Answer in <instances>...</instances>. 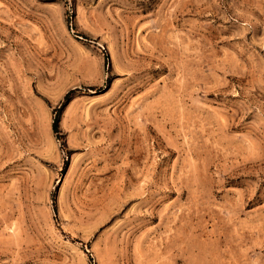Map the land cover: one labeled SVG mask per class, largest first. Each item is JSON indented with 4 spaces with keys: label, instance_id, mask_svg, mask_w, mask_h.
I'll return each mask as SVG.
<instances>
[{
    "label": "rangeland",
    "instance_id": "374dc122",
    "mask_svg": "<svg viewBox=\"0 0 264 264\" xmlns=\"http://www.w3.org/2000/svg\"><path fill=\"white\" fill-rule=\"evenodd\" d=\"M0 264H264V0H0Z\"/></svg>",
    "mask_w": 264,
    "mask_h": 264
},
{
    "label": "trees",
    "instance_id": "16d2710c",
    "mask_svg": "<svg viewBox=\"0 0 264 264\" xmlns=\"http://www.w3.org/2000/svg\"><path fill=\"white\" fill-rule=\"evenodd\" d=\"M53 129L55 132L59 131V125H58V119L56 118L54 123H53Z\"/></svg>",
    "mask_w": 264,
    "mask_h": 264
}]
</instances>
